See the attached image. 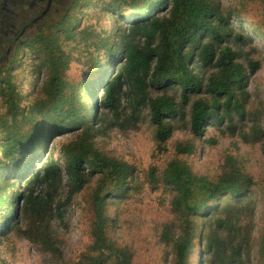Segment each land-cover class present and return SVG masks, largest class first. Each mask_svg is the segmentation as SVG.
Returning a JSON list of instances; mask_svg holds the SVG:
<instances>
[{"label":"trees","instance_id":"trees-1","mask_svg":"<svg viewBox=\"0 0 264 264\" xmlns=\"http://www.w3.org/2000/svg\"><path fill=\"white\" fill-rule=\"evenodd\" d=\"M255 2L260 34L264 0ZM95 5L102 20L85 23ZM241 16L220 0H74L56 25L43 27L31 43L30 72L36 80L44 75L38 91L34 84L36 97L22 105L18 86L0 72L7 109L0 120V231L29 242L49 264H63L66 214L83 198L90 243L76 264H132V250L111 235L119 221L111 210L140 188L134 167L98 140L114 129L148 126L167 151L174 131L190 130L193 139L176 144L162 172L153 167L148 174L171 195L173 221L160 241L172 250L173 264L192 263L197 238V264H254L253 257L264 264V227L253 232L264 190L232 156L213 177L181 159L196 153L195 140L216 143L207 138L210 129L264 148V100L252 102L249 90L262 62L252 36L236 31L232 20ZM75 61L84 76L78 81L68 75ZM67 131L73 138L35 168L47 141Z\"/></svg>","mask_w":264,"mask_h":264},{"label":"rangeland","instance_id":"rangeland-1","mask_svg":"<svg viewBox=\"0 0 264 264\" xmlns=\"http://www.w3.org/2000/svg\"><path fill=\"white\" fill-rule=\"evenodd\" d=\"M74 0H65L63 9L58 14L47 18L49 25H56L68 12ZM225 8H238L242 16L233 18L236 31L252 36L253 45L257 48L255 56L262 62V69L252 76L249 82V90L252 93V102H258V96L264 100V29L260 34L254 32L262 26V8L255 0H220ZM95 5L86 17L85 23L89 20H102L100 11ZM78 11H75L76 14ZM93 17V18H92ZM92 18V19H91ZM104 18V16H103ZM247 20V21H244ZM113 27L112 20L109 21ZM114 29V28H113ZM32 40L24 42L11 66L5 70L6 77H10L18 86V91L23 97L22 105L33 97H36L44 75L36 80L37 74H32L31 64L35 57L32 52ZM80 47H76V49ZM74 53V51H72ZM82 65L79 61L72 64L68 75L72 80H81ZM4 76V75H3ZM2 80V79H1ZM37 91L34 94V86ZM34 94V95H33ZM33 95V96H32ZM102 90L98 89L96 99L99 101ZM4 100L0 98V120L7 115ZM10 124L11 117H8ZM115 131L110 132L106 138H99L98 144L104 147L108 153L121 158L134 167L133 181L138 183L140 191L133 194L131 199L120 208L114 206L111 216L119 215V221L112 224L111 235L123 246H128L133 252L132 264H173V253L170 248L164 245L159 237L164 225L171 224L173 215L170 202L171 195L165 192L163 187L152 184L148 181V174L153 167L158 173L175 157L174 148L179 142H190L193 139L190 130L174 131L171 139L167 142V151L158 147L154 136V129L148 126L140 131ZM61 133H57L59 135ZM74 132H64L63 136L49 139L46 148L38 161H33L35 168L39 169L42 162L46 160L47 153L53 148L55 154L62 143L73 138ZM207 138H213L216 143L210 144L205 140H195L196 153L191 157H182L188 161L196 174L213 177L219 174L221 167L225 164L228 156L234 157L244 167L245 172L250 174L257 183V188L264 190V148L261 144L248 146L240 143L238 138L220 136L216 130L210 129ZM2 144H0L1 150ZM1 155V154H0ZM157 173V174H158ZM159 175V174H158ZM24 181V179H23ZM21 181L20 184H23ZM84 199L79 198L74 206L66 214L68 230L62 231L65 236V262L63 264H76L82 252L85 251L90 239L86 234L87 219L84 212ZM120 209V210H119ZM119 210V212H118ZM19 209L15 210L12 221H16ZM264 227V201L257 199L254 214V236H257ZM2 228L0 231V264H49L48 261L39 255L33 246L24 240L13 238L12 234L6 233ZM200 245L198 238L195 239L194 257L191 264H197L200 260ZM254 264L256 263L253 257Z\"/></svg>","mask_w":264,"mask_h":264},{"label":"flooded vegetation","instance_id":"flooded-vegetation-1","mask_svg":"<svg viewBox=\"0 0 264 264\" xmlns=\"http://www.w3.org/2000/svg\"><path fill=\"white\" fill-rule=\"evenodd\" d=\"M64 1L0 0V72L11 66L24 42L49 25L47 18L58 14Z\"/></svg>","mask_w":264,"mask_h":264},{"label":"water","instance_id":"water-1","mask_svg":"<svg viewBox=\"0 0 264 264\" xmlns=\"http://www.w3.org/2000/svg\"><path fill=\"white\" fill-rule=\"evenodd\" d=\"M62 135H63V133H62V134H60L59 136H62ZM55 137H57V136H54V137H52V138H51V140H52V139H54Z\"/></svg>","mask_w":264,"mask_h":264}]
</instances>
